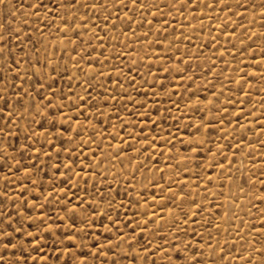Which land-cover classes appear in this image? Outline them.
<instances>
[{
  "label": "rangeland",
  "instance_id": "374dc122",
  "mask_svg": "<svg viewBox=\"0 0 264 264\" xmlns=\"http://www.w3.org/2000/svg\"><path fill=\"white\" fill-rule=\"evenodd\" d=\"M30 2L0 5V92L34 97L0 113V225L42 238L36 264H261L264 0H46L40 20Z\"/></svg>",
  "mask_w": 264,
  "mask_h": 264
},
{
  "label": "snow or ice",
  "instance_id": "6c2138e0",
  "mask_svg": "<svg viewBox=\"0 0 264 264\" xmlns=\"http://www.w3.org/2000/svg\"><path fill=\"white\" fill-rule=\"evenodd\" d=\"M138 2V0H131V3L133 5H136ZM117 4L118 5H123L124 7H127V4L124 3V0H117ZM0 5H5V0H0ZM7 6V5H6ZM17 5H12V7H16ZM56 8L59 10L60 8H64V9H74L76 6V0H63V2L57 3ZM103 6V5H101ZM20 8H23V4L19 5ZM29 8H33L34 11L31 13V15L36 16L37 20L42 19L39 16V13L41 11L47 12L48 11V3L46 2V0H32V2H30L28 4ZM82 7H88L87 4L82 5ZM92 7H96L95 4L92 5ZM139 7L140 8H144L145 4H144V0H139ZM149 7H151V5H149ZM255 7V5L253 6ZM260 9L262 12H264V3H261L260 5ZM125 15H127V13H125ZM131 19V18H129ZM65 27L68 26V21L65 20L64 21ZM3 27V26H0ZM262 27H264V25H262ZM22 31L21 30H17L16 31V35L17 38H19L20 35H22ZM3 37H0V40H3ZM19 46V45H18ZM23 51V49H21ZM4 55V47L0 46V56ZM7 61H0V63H6ZM19 67L18 64H16L15 61H13V67H12V71H16V69ZM34 67V65H33ZM39 69H36V71L33 73L34 75L36 74V72H38ZM53 72L56 71L55 68L52 69ZM261 73H264V68L261 69ZM38 79L40 77H37ZM16 79H20L19 74L17 73ZM247 82V81H246ZM6 83V81H5ZM9 87H13L15 88V91L13 93V95L16 97V100L14 101L17 105H19L18 108H12L10 107V101L12 100V97H6L5 93H7L8 88ZM23 97H28L29 100L34 101V97H31L30 93L27 91L26 88L23 87H19L16 88L14 85H8L7 87L4 88L3 92H0V103L3 104V107H0V113H4V119L5 121H10L13 119L14 115H18L21 118H23V113L24 111L27 109L28 105L25 104L23 102ZM52 101L49 100L48 104H51ZM33 108H37L39 107V105L32 103L31 105ZM79 106V105H77ZM45 107H47V105H45ZM5 109H7L8 111L5 113ZM231 122V121H230ZM17 127H19V125H17ZM30 127V126H29ZM43 127V126H41ZM53 128L56 127L55 124L52 125ZM204 127H207V125H204ZM197 131L199 132L200 129L197 128ZM69 132H71V129H69ZM0 133H4L5 135H7L8 133L6 132V130L4 128H0ZM68 133H64L61 132L60 135H67ZM31 135H36V133H31ZM30 138V137H29ZM201 143H203V141H201ZM55 145H53L54 147ZM28 145L24 144L22 145V148H24L25 150L28 149ZM32 149L36 152L41 151L38 148H35V142H33L32 145ZM4 159L3 157H0V160ZM25 172L28 171V169H24ZM57 171H59V168L57 167ZM3 179L7 180L8 177L5 176L3 177ZM262 183H264V181H262ZM53 191H55V189H53ZM51 193H49L50 195ZM4 195L6 196L7 193H4ZM153 200H155V197L153 196L152 198ZM68 203L70 204L71 201H68ZM197 207H199V205H196ZM77 208V205L72 204V209L75 210ZM66 212L69 211L67 205L65 206L64 209ZM183 211V209H181ZM153 215H155V213H153ZM185 215H187V213H185ZM194 215V213H193ZM8 220H11V216H7L6 217ZM29 219H32V217H29ZM187 222V221H185ZM83 223L88 224L89 222L87 220H84ZM145 224H147V221H145ZM91 226V225H89ZM8 228H12V224H8L7 225ZM74 227V226H73ZM137 228H139V225H137ZM0 264H30L29 261V253L30 252H36L37 256H32L31 257V261L32 264H36L38 257H39V244L41 242L42 238H38L35 232L29 233L26 230L21 232L20 229H15L13 228L12 232H8L6 228H4L3 225H0ZM136 229H133V232H135ZM262 232H264V228L261 229ZM17 233H20L23 236L28 237V240H21V239H17ZM66 239L69 240H75L76 239V235H73L71 237H66ZM118 240H123L125 243L128 244L129 248H133V244L131 243V241L136 240V236L132 235L128 238V240H124L123 236L117 237ZM25 244H27V249L25 248ZM136 244L139 245V249L140 251L149 253L150 255H152L153 253H151L149 251L148 247H145L144 244H140L139 240H136ZM66 250H67V254L69 256H72V252L71 249L67 248V245L65 246ZM200 247H203V245H201ZM262 248H264V245H262ZM9 249H18L19 250V255L17 254V252H10ZM112 249L110 248L109 251H111ZM162 249H157V251H161ZM102 251V249H97L98 254ZM221 251H223V249H221ZM257 249H255V247L253 246L252 248V252H256ZM62 255H64V253H61ZM104 256H107V252H103L102 253ZM178 255V264H204V262L200 259L201 253L198 250H192V254L191 255H186V254H181L180 252L177 253ZM252 253H249V256L251 257ZM260 255L262 257H264V250L260 251ZM39 259L46 261L47 257H39ZM65 264H73V261L71 259L65 261ZM75 264H85V260L84 258H78L75 261ZM112 264H117V262L115 260L112 261ZM129 264H140L139 261V252H136L134 249V255L132 256V258L129 260ZM145 264H147V262H145ZM154 264V262H153ZM208 264H212L211 260L208 261ZM247 264H252L251 259H249V261L247 262ZM261 264H264V260L261 261Z\"/></svg>",
  "mask_w": 264,
  "mask_h": 264
},
{
  "label": "bare ground",
  "instance_id": "6f19581e",
  "mask_svg": "<svg viewBox=\"0 0 264 264\" xmlns=\"http://www.w3.org/2000/svg\"><path fill=\"white\" fill-rule=\"evenodd\" d=\"M126 140H127V139H126ZM130 141H131V140H130ZM236 166H237V165H236ZM229 186H230V185H229ZM228 200H229V199H228ZM230 215H231V214H230ZM230 215H229V216H230ZM153 218H154V217H153ZM225 218H226V216H225ZM239 220H240V219H239Z\"/></svg>",
  "mask_w": 264,
  "mask_h": 264
}]
</instances>
